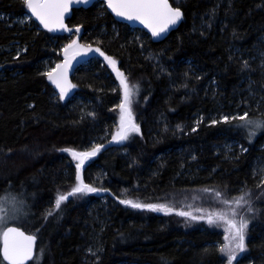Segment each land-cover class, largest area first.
<instances>
[{
    "label": "trees",
    "instance_id": "16d2710c",
    "mask_svg": "<svg viewBox=\"0 0 264 264\" xmlns=\"http://www.w3.org/2000/svg\"><path fill=\"white\" fill-rule=\"evenodd\" d=\"M169 1L183 19L154 42L116 21L101 1L72 9L66 22L75 31L60 35L33 20L14 22L27 14L23 0H0V197L16 213L9 225L37 236L29 264H223L225 224L192 216L225 208L221 199L241 189L250 191L256 211L242 210L249 219L246 248L233 264H264V175L254 173L255 163L264 162V131L249 140L247 129L236 127L239 120L212 124L208 116L224 105L226 113L264 117L258 108L238 107L242 98L264 109V0ZM72 39L100 47L130 86L139 85L131 107L140 131L100 149L82 167L84 182L106 191L70 196L57 209V195L76 183L64 149L111 142L123 96L115 71L92 50L77 55L74 87L60 99L42 62L51 55L60 62L63 50L54 52ZM207 84L219 92L220 104L213 93L203 96ZM195 113L204 118L194 128ZM228 143H234L229 153L217 149ZM121 199L166 203L192 216L134 208ZM97 208L108 211L106 224L97 223ZM94 244L101 249L96 259L88 251ZM0 264H7L1 254Z\"/></svg>",
    "mask_w": 264,
    "mask_h": 264
},
{
    "label": "snow or ice",
    "instance_id": "6c2138e0",
    "mask_svg": "<svg viewBox=\"0 0 264 264\" xmlns=\"http://www.w3.org/2000/svg\"><path fill=\"white\" fill-rule=\"evenodd\" d=\"M74 2L87 4L89 0H23V4L30 10L31 15L50 32L57 30L71 32V29L65 23V13L69 11L70 5ZM102 2L117 16L127 20L139 21L151 31L153 37L165 32L170 25H175L183 15L181 8L173 7L169 3V0H102ZM74 27L79 32L80 25H75ZM92 50L104 57L120 81V87L123 93L120 104L118 105L120 109V123L118 131L112 135V140H127L129 134L140 131L139 125L136 124L133 118V110L131 107V98L134 90H139V85H129L125 73L117 67V61L112 56L107 55L100 47L93 49L91 44H80L78 40L72 39L63 47L64 61L57 63L55 68L47 71V78L59 89L60 99H65L69 90L74 87L67 78V71L72 59L81 53H87ZM221 119L225 122L239 120L240 123L236 127L238 129H247L249 140L255 137L257 132L264 131V117L252 118L247 112L236 117L223 115ZM211 123L216 124L217 121L213 119ZM102 147L103 145L96 144L91 149L85 151H78L71 147L64 149V151L70 153L73 159L77 161L75 164L76 183L71 187L70 192L57 195L55 201V207L57 209L60 208L61 202L70 196L106 191L105 189H97L91 184L85 183L81 175L85 161L89 157L95 156ZM261 184H264V180L261 181ZM204 191L211 193L214 190L205 188ZM223 195L220 191H215L217 198H221ZM8 202V197H0V213H3L4 205ZM11 202L16 203V197H11ZM120 202L126 205L130 204L134 208L152 209L166 213L176 212L178 215L185 217L192 216L190 211H183L166 203H139L130 199H121ZM220 202L226 207L215 212H209L207 215L192 216V218L206 219L209 224H218L220 222L225 224L224 238L226 243L219 246V251L226 255L227 264H233L237 254L246 248L245 232L249 225V219L242 214V210H246L248 213H254L256 209L253 207L250 191H244L243 189L232 199L222 198ZM198 211L202 212L203 209H199ZM50 214L47 213V215ZM0 219H3V217L0 216ZM36 240V235L25 234L18 227H4L0 231V241L3 244V247L0 248V253L3 255V260L7 261L8 264H24V261L32 256L34 242ZM88 251H91V249L89 248Z\"/></svg>",
    "mask_w": 264,
    "mask_h": 264
},
{
    "label": "rangeland",
    "instance_id": "374dc122",
    "mask_svg": "<svg viewBox=\"0 0 264 264\" xmlns=\"http://www.w3.org/2000/svg\"><path fill=\"white\" fill-rule=\"evenodd\" d=\"M0 17H3V15H0ZM30 20H32V19H31V17L29 16V14L27 12V14H24V15L19 16V17H15L13 21L16 22V23H20V24H24V23L29 24ZM15 50L19 51L20 48H15ZM62 50H63V48L62 49L60 48L58 51L54 52L55 55H58V53L60 54ZM261 51H263V56L260 59V67L263 68V71H264V49L261 50ZM257 56H259V54ZM57 63H59V61H56L54 55H51V56L45 58L43 60V62H42V64H43V71L47 73V71H49L50 69L55 68ZM205 88H206L205 89V94L203 96L208 97V93H213L212 95L213 96H216V97L215 98L210 97V98L213 99V100H215V102H217L219 104L222 102L218 98L219 92H217L216 90H211V88L209 87V84H207ZM245 89L249 91V87L246 86ZM221 95H222V93H221ZM250 95H253L254 96L255 94L254 93L252 94V92H250ZM76 99L81 100L79 97H76ZM239 101H240V103H239L238 107L239 106H243L245 109H250V110L251 109H257L258 108V109L261 110L262 113H264V109L260 105V102L253 103V100H251V101H248V100L245 101L242 98H240ZM79 103H81V101ZM223 106L224 105H219V108L221 110H218V111H221V112H218L217 110H215L216 113L213 112V114L208 115L209 117H211V121L213 119L218 120L217 118H221L223 115H229L230 117H236V116H238L237 115L238 112L235 109L232 110L231 112H227V113L226 112H223V110H222ZM235 107H237V106H235ZM203 118H204V115L203 114H199V113H195L194 114V119H193L194 128L197 125L201 124V120ZM94 144L95 143H93V145ZM232 145H234V143L223 144V145L217 147V149L218 150L219 149L220 150H223L225 153H229L231 150H233L231 148ZM241 147L242 146L239 144L238 145V149H240ZM228 157H230V156H228ZM72 159H73V157H72ZM76 163H77V161L73 159L74 167H75V164ZM255 164L256 165H255V168H254V173L257 174V175H259L260 177H262L264 175V162L261 161V160H258ZM182 170H186V172L188 173L191 169H188V167L186 166V167H182ZM10 209L12 210V207L10 205L7 206V204H5L4 205V211H3V213H0V216L3 217V219H0V231H2L5 226H7V225L10 224V222H11V220L13 218V215L16 214L14 210H12L13 211L12 212ZM96 211H97V213H96V216H94V217H95L97 223L102 224L105 221L104 224H106L107 221L109 220L108 217L106 216V213L108 211L105 212L103 210V208L102 209L97 208ZM224 231H225V228H224ZM224 243H226V241ZM89 248L91 249V251H89V253L91 255H93L95 257V259H96V257L98 256V253H99V251L101 249L99 248V246L97 244H94L92 246H89ZM224 256H225V254H224ZM223 264H227V258L224 260Z\"/></svg>",
    "mask_w": 264,
    "mask_h": 264
},
{
    "label": "water",
    "instance_id": "95a60500",
    "mask_svg": "<svg viewBox=\"0 0 264 264\" xmlns=\"http://www.w3.org/2000/svg\"><path fill=\"white\" fill-rule=\"evenodd\" d=\"M96 1H101L102 2V0H89V2L87 4H85V3H75L74 2L72 5H70L69 11L65 13V23L67 24L66 21L71 16V10L72 9L80 8V7L87 8V7H89L90 5H92ZM169 3H170V1H169ZM104 5L107 8V10L112 14V16L114 17V19L116 21L121 22V23H125L131 28H139V29L143 30L150 37V39L152 41H154V42L163 40L171 31L175 30L180 25V23H181V21L183 19V15H182V18L175 25H170L169 28L165 32L161 33L159 36L153 37L152 34H151V31L149 29H147L144 25H142L139 21L127 20V19H125L123 17H119L115 13H113L111 11V9L107 7L106 4H104ZM27 12H28L29 16L31 17V19L39 26L40 29L45 30V31H47L49 33L60 34V35H71L75 31L74 28L69 27L71 29V32L63 31V30H57V31L50 32L49 30L45 29L34 16L31 15L30 10L27 9ZM64 59H65V57L63 55L62 60L60 62L64 61ZM80 64H81V61L78 58V56H76L74 59H72L71 64L69 65V68H68V71H67V78L71 82V84H72V76L74 75L76 70L80 67ZM51 84L54 87V89L59 93V89H57L56 86L52 82H51ZM117 142H119V141H113L112 140L111 142L105 143L101 149H103V150L107 149L109 146L115 145ZM7 227H17V226H15V225H7ZM21 231H23V230L21 229ZM23 232L25 234H29V233H26L25 231H23ZM29 235H32V234H29ZM36 242H37V240L34 242L32 256H30L27 260H25L24 264H29L33 260V258L35 256V253H36ZM2 247H3V244H2V241H0V248H2ZM0 254H1L2 258H3L2 253H0ZM5 262L8 264L7 261H5Z\"/></svg>",
    "mask_w": 264,
    "mask_h": 264
},
{
    "label": "bare ground",
    "instance_id": "6f19581e",
    "mask_svg": "<svg viewBox=\"0 0 264 264\" xmlns=\"http://www.w3.org/2000/svg\"><path fill=\"white\" fill-rule=\"evenodd\" d=\"M190 223H191V222H190ZM190 223H189V224H190ZM184 225H185V224H184ZM192 225H193V224H192ZM192 228H193V227H192ZM35 254H36V253H35ZM33 259H34V258H33Z\"/></svg>",
    "mask_w": 264,
    "mask_h": 264
}]
</instances>
